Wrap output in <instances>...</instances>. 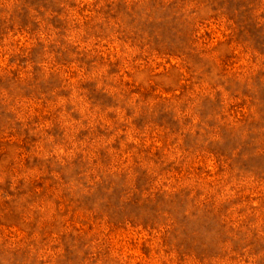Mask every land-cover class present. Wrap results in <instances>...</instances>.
<instances>
[{
	"label": "rangeland",
	"instance_id": "374dc122",
	"mask_svg": "<svg viewBox=\"0 0 264 264\" xmlns=\"http://www.w3.org/2000/svg\"><path fill=\"white\" fill-rule=\"evenodd\" d=\"M0 264H264V0H0Z\"/></svg>",
	"mask_w": 264,
	"mask_h": 264
}]
</instances>
